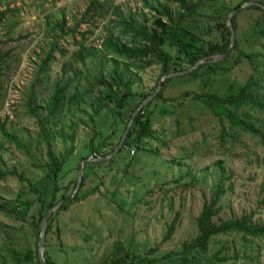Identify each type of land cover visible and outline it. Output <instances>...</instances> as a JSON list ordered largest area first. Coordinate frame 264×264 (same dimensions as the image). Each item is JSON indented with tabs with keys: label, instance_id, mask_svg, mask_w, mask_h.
Here are the masks:
<instances>
[{
	"label": "rangeland",
	"instance_id": "374dc122",
	"mask_svg": "<svg viewBox=\"0 0 264 264\" xmlns=\"http://www.w3.org/2000/svg\"><path fill=\"white\" fill-rule=\"evenodd\" d=\"M239 1H206L201 11L212 12L223 4L228 9ZM159 5L167 7L174 20L183 12L172 0H0V55H4L0 57V170L4 173L0 177V264H17V255L27 251L32 252V260L22 264L40 263L37 229L42 222L40 215L47 213L53 199L55 184L51 179L56 177L59 186L55 199L61 200L62 194L71 196L79 165L91 156L81 158L89 146L99 145L108 136V144L100 145L102 152H108L126 125L123 117L127 112L122 118L113 117L96 97L104 91L103 85H94L83 101L49 115L45 123L55 156L66 159L62 170L49 176L47 144L40 140L38 117L29 113L28 105L43 107L39 112L46 115L45 101L55 81L72 78L68 92L73 93L91 88L100 65L104 76L111 66L121 71L123 63L103 50V38L122 35L125 40L120 34L122 27L115 25L119 14L125 19L131 14L139 23L147 18L152 24L160 17L153 9ZM239 10L241 39L260 11ZM194 24L192 19H180L172 32L185 38V30ZM220 36L221 31L215 29L202 38L217 41ZM81 43L94 46V53L84 55L83 62L62 74L63 64L71 61ZM166 46L175 55L176 48ZM251 49L258 56L262 52V57L254 56L262 61L264 45L253 44ZM50 50L54 59L46 75L48 81L42 83L36 78L45 75L37 68ZM233 59L221 65H231ZM140 66L146 67L141 71ZM233 66L231 72L213 74L206 66L198 72L202 77L189 73L167 79L164 99L147 109L153 120V136L137 147L124 145L107 160H86L79 194L87 195L71 203L72 198L65 201L48 219L44 251L54 264H113L117 258L118 264H182L183 243L197 235L196 217L220 183L224 192L219 194L217 205L221 209L213 217L215 221L253 213V221L264 223V144L249 133H241L237 141H223L219 124L205 104L192 98L202 90L221 97L233 82L239 88L252 67L245 59ZM129 67L127 75L136 89L150 91L159 84L161 64L137 61ZM31 85L39 92L29 103ZM188 91L190 96L184 94ZM261 127L264 129V123ZM7 133H14L20 143L8 139ZM219 160L227 169L223 180ZM177 215L179 220L168 236ZM188 257L192 264H264V238L220 233L210 237L206 251L191 250Z\"/></svg>",
	"mask_w": 264,
	"mask_h": 264
},
{
	"label": "trees",
	"instance_id": "16d2710c",
	"mask_svg": "<svg viewBox=\"0 0 264 264\" xmlns=\"http://www.w3.org/2000/svg\"><path fill=\"white\" fill-rule=\"evenodd\" d=\"M172 1L179 3V6L183 10L177 20H174L172 12L164 5H159L158 7L153 8L160 17L156 18L152 24L147 18V22L139 23V21L135 19L134 16H131V14H128L126 19L119 14L120 18L115 25L122 27L120 34H124V37H126L125 40L120 38L122 35L117 36L116 38H113L111 35H106L101 44L103 50L107 54H112L117 57L115 60L117 63H123L121 71H118L117 66H111L105 73L106 76H104L102 65H100L101 70L99 71V74L95 76V83H92L91 88L82 91L76 90L73 93L68 92L72 78L62 77L55 81L52 85L51 94L45 101L44 108L46 107L48 109L46 115L39 112V109H43V107L40 108L37 105L29 106L27 103L30 108L29 113L38 117L40 129L38 135L40 140H44L47 144L48 163L46 166L49 167V176L52 173L58 174L62 170V166L66 160L64 158L59 159L56 157L50 147V135L47 133L45 127L49 115H57L64 107H69L73 103L83 101L84 97L90 95L93 91L94 85H103L104 91H101L98 96H96L97 100L102 102V106L108 107V111L113 117L122 118L127 112L126 117H123L126 124L131 112L152 96L158 86L157 85L150 91L136 89L131 76L127 75V70L130 68L129 66L134 65V62L137 61H145L148 65H152L153 62H155V64H161L162 74L160 77L162 78L169 73L185 70L189 65H193L204 56L211 57L214 54L227 51L231 41L230 28L227 23L229 11L244 2L251 0H241L236 5L228 7V9L223 4L220 9L217 8L212 12H202L201 10L205 6L206 1L216 2L218 0H196L194 2H190L189 0ZM259 2L264 4V0ZM248 8L259 10L260 15L254 17L250 25H248L251 26L248 32L245 31L244 34H241V39L238 35V13L240 10L231 17V23L235 30V41L228 56L215 63L200 65L197 70L190 73V76L202 77L203 75L198 74V72L202 67L206 66L209 67L208 72L213 74H216L220 70L221 72H231L233 71V64L237 65L245 59L252 67V73L249 78H247L245 83L240 85L239 88H236V83L233 82L229 88V92L221 97L217 96L215 93H208L206 90H202L200 92H195L192 95V98L205 104L211 115L214 117V121L219 124L220 137L223 141L227 139L237 141L241 133H249L264 144V129L261 127V124L264 123V93L261 94L260 92L264 89V58H262V61L260 62L256 61V57H262V52H260L258 56L257 53L253 52L251 49V45L253 44L259 43V45H264V8L258 5L246 7V9ZM89 10L90 9H87V11ZM203 15L206 17L207 22L203 20ZM164 18H166V20H164ZM180 19H192V21L195 22L191 29L185 30L188 34L185 38L184 36L172 32L176 30L177 27L175 26L178 25ZM215 29L221 31L220 39L217 41H204L202 35L204 33L212 32ZM261 39L263 40L262 42H260ZM166 45L176 48L177 52L175 55L172 54L171 49ZM54 47L55 45L52 46V48ZM95 49L94 46H85V44L81 43L79 50L71 55V61L67 64H63L62 74H65L68 71V68L73 70L75 64L84 61V55L91 56ZM234 51L235 54L233 55ZM236 51H238V54ZM255 55L256 57H254ZM0 57L3 58L4 55H0ZM151 57H153L154 60H151ZM232 57H234L233 64L221 65L222 63L229 61ZM53 59L52 50H50L42 61H40L37 68V72L43 73L45 77L37 76L36 80L38 79V81L42 83L48 81L46 75L50 71V64ZM182 61L188 63V65L183 64ZM145 67L146 66H140V70L143 71ZM168 82L169 81L164 82L161 92L151 104L142 107V109L137 112L134 121H132L126 133L123 144L117 151H119L124 145H127L128 147H137L143 143L145 138L153 136V120L151 113H148L147 109L159 99H164V92ZM31 86L32 90L28 95V97H30L29 103L34 101L33 99L39 92V90L34 89V85ZM184 94L190 96L189 91ZM95 110L97 111V109ZM124 127L125 125L123 128ZM6 135L8 139L20 143L14 133H7ZM98 144L99 145L96 146L91 144L88 148V153L81 158L89 155H106L114 147L111 145L109 151L106 153L102 152L100 149V145L105 146L108 144V136L104 137ZM22 145L25 147V144ZM218 165L221 167V177L223 180L227 177V169H225V166H222L220 160ZM3 176L4 173L0 170V177ZM51 180L54 181L55 185L52 193L53 199L49 202V207L58 201L55 199V195L59 191L57 178L55 177ZM83 183L84 176L80 185L81 187L83 186ZM81 187L68 203L77 201L87 195V193L79 194ZM222 192H224V187L223 183H220L216 193L213 194L209 202L204 203L201 212L196 217L199 230L195 237L190 241L183 243L182 264H192L188 257L191 250L201 249L202 251H206L210 237L213 235L235 232L244 237L264 238V223L260 224L253 221V213H243L237 217L221 219L219 222L213 219L221 209L220 205H217V201L219 194ZM69 196L70 195L66 196L62 194L61 197L66 198ZM62 206L63 205L59 206V208ZM44 215L45 212L40 215V220H42ZM178 220L179 216L177 215L174 219L175 226L170 225L168 236L176 227ZM50 222L51 220L47 225V234L49 233ZM37 238L39 239V229H37ZM37 247L38 246H36V255L38 251ZM44 256L47 264H54V260L47 254L46 250L44 251ZM31 260L32 252L27 251L24 255H17L16 263L22 264L23 261ZM118 262H120L119 258L113 261V264H118Z\"/></svg>",
	"mask_w": 264,
	"mask_h": 264
},
{
	"label": "water",
	"instance_id": "95a60500",
	"mask_svg": "<svg viewBox=\"0 0 264 264\" xmlns=\"http://www.w3.org/2000/svg\"><path fill=\"white\" fill-rule=\"evenodd\" d=\"M251 5H258V6L262 7V8H264V4L261 3V2H259V1H257V2H255V1H247V2H244L243 4L239 5L238 7L232 9L229 12V15L227 17V23H228L229 28H230L231 41H230V45H229V48H228L227 51H225L223 53L214 54L211 57L204 56V57L200 58L192 66L186 68V70H183V71H180V72H173V73H169L167 75H164L160 79L159 84H158L157 89L154 92V94L152 96H150L147 100H145L143 103H141L139 106H137V108L134 111L131 112V114H130V116L128 118V121H127V123L125 125V128H124V130H123V132L121 134V137H120L118 143L112 149V151L109 152V154L104 155V156H94V155H91V156H89L87 158H83L82 159V162L79 165L77 184H76V187H75L72 195L69 196V197L63 198V199L57 201L54 205H52L50 207V209L47 211V213L44 215V217L42 219V222H40L39 241H38V258H39L40 264H47L46 259H45V256H44V247H45L46 236H47V223H48V219L50 217V214L52 213V211L54 209H56L62 203H64L65 201H68L69 199L73 198L76 195V193L78 192V190L80 188L81 182H82V178H83L82 177L83 176V167H84V164H85L86 160L93 159V160H98V162H99V160H107V159H109V157H111L114 153H116L117 150L120 148V146L123 144V140H124V138L126 136V133H127L128 129H129L132 121H134V118H135V115L137 114V112L139 110H141L142 107H144V105H147L152 100H154L156 98V96H158V94L162 90V87H163L164 82L167 79H169V78H175L177 76H181V75H184V74H189L192 71L196 70V68L201 63H204L206 61H217V60L222 59L224 56H227L229 54V52L231 51L232 46H233L234 41H235V33H234V28H233L232 23H231V17L239 9L245 8V7H248V6H251Z\"/></svg>",
	"mask_w": 264,
	"mask_h": 264
}]
</instances>
